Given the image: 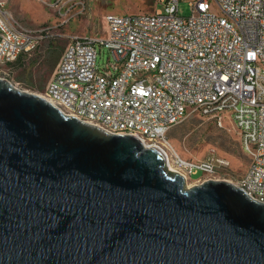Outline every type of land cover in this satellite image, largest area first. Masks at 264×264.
Segmentation results:
<instances>
[{"label": "water", "instance_id": "95a60500", "mask_svg": "<svg viewBox=\"0 0 264 264\" xmlns=\"http://www.w3.org/2000/svg\"><path fill=\"white\" fill-rule=\"evenodd\" d=\"M0 264H264V204L0 79Z\"/></svg>", "mask_w": 264, "mask_h": 264}, {"label": "built area", "instance_id": "2783aa9c", "mask_svg": "<svg viewBox=\"0 0 264 264\" xmlns=\"http://www.w3.org/2000/svg\"><path fill=\"white\" fill-rule=\"evenodd\" d=\"M211 1L190 2L188 17L179 15V0L162 3L163 11L107 15L105 38L70 39L42 98L65 116L159 151L185 182L199 171L217 180L218 165L182 159L167 133L190 116L228 119L249 159L236 186L264 204V0ZM44 30L19 24L0 1V65L34 53ZM97 46L109 52L103 68Z\"/></svg>", "mask_w": 264, "mask_h": 264}, {"label": "rangeland", "instance_id": "374dc122", "mask_svg": "<svg viewBox=\"0 0 264 264\" xmlns=\"http://www.w3.org/2000/svg\"><path fill=\"white\" fill-rule=\"evenodd\" d=\"M5 11L19 24L31 29H45L46 37L21 63L0 65V79L20 91L43 97L54 69L71 38H105L107 15L151 13L163 11L167 0H0ZM179 0L182 17L191 15L190 2ZM212 4L211 0H208ZM211 11L218 13L212 5ZM97 66L109 61L107 49L97 46ZM178 153L187 161L213 160L218 167L214 177L236 185L245 174L249 159L241 151L238 134L228 119L221 124L198 116H190L166 135ZM199 178V179H198ZM185 182L191 188L208 181L199 171Z\"/></svg>", "mask_w": 264, "mask_h": 264}, {"label": "trees", "instance_id": "16d2710c", "mask_svg": "<svg viewBox=\"0 0 264 264\" xmlns=\"http://www.w3.org/2000/svg\"><path fill=\"white\" fill-rule=\"evenodd\" d=\"M21 59H22V57H20V58H19L17 61H15V62L20 64V63H21ZM15 62H14V63H15ZM12 64H13V63H12ZM9 65H11V64H9Z\"/></svg>", "mask_w": 264, "mask_h": 264}, {"label": "bare ground", "instance_id": "6f19581e", "mask_svg": "<svg viewBox=\"0 0 264 264\" xmlns=\"http://www.w3.org/2000/svg\"><path fill=\"white\" fill-rule=\"evenodd\" d=\"M168 169H171V167L169 166V168ZM171 171V170H170Z\"/></svg>", "mask_w": 264, "mask_h": 264}]
</instances>
